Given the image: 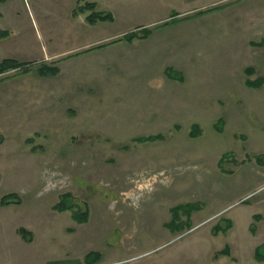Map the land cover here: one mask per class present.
I'll use <instances>...</instances> for the list:
<instances>
[{"label":"rangeland","instance_id":"374dc122","mask_svg":"<svg viewBox=\"0 0 264 264\" xmlns=\"http://www.w3.org/2000/svg\"><path fill=\"white\" fill-rule=\"evenodd\" d=\"M185 4L0 1V264H264V0Z\"/></svg>","mask_w":264,"mask_h":264},{"label":"trees","instance_id":"16d2710c","mask_svg":"<svg viewBox=\"0 0 264 264\" xmlns=\"http://www.w3.org/2000/svg\"><path fill=\"white\" fill-rule=\"evenodd\" d=\"M0 1H4V0H0ZM95 8V3L94 2H85L84 4L82 5H79L77 7V9L79 11H84L85 9H89L90 12L89 14L86 16V19L88 22L90 23H93L97 20H100V21H112L113 20V15L111 12H101V11H95L94 10ZM174 16V14L172 15ZM167 23V22H165ZM151 32V30L149 28H146V27H143L140 29V33L138 32H135V31H130V32H127L125 34H123L122 36V39H125V40H130L132 37H135V36H138V37H146L149 33ZM10 32L8 31H0V36H6V35H9ZM26 65V62H20L14 58H4L2 61H0V73L1 72H4L8 69H14V68H18V69H21L22 72H27L29 71V68H27ZM167 71V73L169 74L170 77H173V78H180V74L178 72H173L171 71V69H168L166 68L165 69V72ZM38 72L41 74V75H55L57 72H58V68L57 66H47V65H43V66H39L38 68ZM258 82H260V79H256V80H253V81H249L250 84H254V85H258ZM220 119L217 120V122L215 123V125L218 127L220 125ZM197 131L199 132L200 129L197 128ZM162 135L160 133H156V134H149L147 136H143V137H139L138 140H155V139H159L161 138ZM226 155H229L228 153H223L220 157V160H222ZM255 159H257L259 162L262 163L261 161V158L264 159V156H261V155H257L254 157ZM8 196H12L13 194L10 193V194H7ZM7 195L3 196L1 202H3V200L5 199V197H8ZM68 195L66 194L65 196L62 195L61 196V199L59 200L58 204L57 205H64V207H68L70 209H72L73 213V217H77L78 219H80V222H83L86 220V217H87V210L86 208L83 209L81 207L78 206V208H76L73 204H69L68 203ZM4 203V202H3ZM63 209H67V208H64ZM75 207V208H74ZM199 208V205H198V202H193V203H180V204H177L175 206H173V209L178 212L179 210H183L184 212H186L188 215L190 214V212L193 210V209H198ZM256 216V215H255ZM216 231H218L219 229H221V227L217 224L216 226ZM229 227V223L226 224V228ZM18 230V233L21 235V237L24 239V240H27L29 241L30 240V234L29 232L23 228V227H19L17 228ZM254 256L257 260L261 261V260H264V242L258 244L256 247H255V250H254ZM221 253H225L227 254L228 252V247L225 246L223 247V249H221L220 251ZM100 258V254L97 252V251H89L87 252L83 259H84V262L85 263H93V262H96L98 259ZM47 264H61V261H50L48 262Z\"/></svg>","mask_w":264,"mask_h":264},{"label":"crops","instance_id":"0c3cea01","mask_svg":"<svg viewBox=\"0 0 264 264\" xmlns=\"http://www.w3.org/2000/svg\"><path fill=\"white\" fill-rule=\"evenodd\" d=\"M185 2H186V4H187V0H184ZM184 5V7H183V9H182V11H180L178 14L179 15H188V17H189V15H191L192 14V11H194L195 10V8H192V7H187V5ZM202 6H204V5H202ZM191 11V12H190ZM182 17V16H181ZM188 17H186L185 19H187ZM155 22V21H154ZM151 23H153V22H151Z\"/></svg>","mask_w":264,"mask_h":264}]
</instances>
